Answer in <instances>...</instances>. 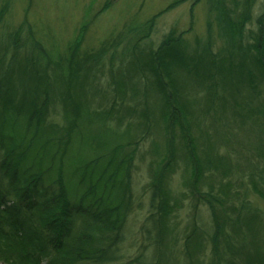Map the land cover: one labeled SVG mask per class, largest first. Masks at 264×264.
<instances>
[{
  "label": "rangeland",
  "instance_id": "obj_1",
  "mask_svg": "<svg viewBox=\"0 0 264 264\" xmlns=\"http://www.w3.org/2000/svg\"><path fill=\"white\" fill-rule=\"evenodd\" d=\"M175 1L0 0L2 55L14 69L9 70L10 73L16 76L17 66L27 59L31 62L37 60L36 55L45 56L41 61L42 69L50 78L48 83L52 84L49 95L50 124L65 123L62 100L64 95L68 99L66 91L69 90L72 98L80 102L77 103L79 107L90 109L93 114L105 115L104 121L98 120L92 125L82 124L72 141L71 157H92L93 152L89 149L91 143L109 145L113 139L112 133H120L116 143L126 147L129 143L140 141L137 146L139 149L131 157L130 163L134 200L122 245L124 261H127L134 259L140 252H145L147 257L154 254V241L146 239L147 236H154V232L147 233L148 217L152 214L151 188L154 171L164 165L167 149L164 99L147 59L149 57L151 60L152 54L158 52L167 35L174 32L176 37H181L174 51L183 57L173 63L174 68L168 74L174 80L170 84L174 87L175 99L186 98L185 102L193 110L192 136L201 157L189 159L187 155V159L189 162L201 158V162L208 164L210 158L213 165L218 166L211 175H206L201 184H197L196 191H209L223 199L225 197L218 185L228 184L229 191L234 192L237 198L232 220L226 226V233L234 239L236 248L233 250L234 255L227 254V257L222 258L221 264H244L245 259L251 262L253 258L260 259L263 261L261 264H264V200L254 191L250 177V173L255 172L256 184L264 190L261 180L264 157H256L254 149L261 139L264 143V133L259 132V123L246 121L242 126V118L231 108L234 100L228 98L229 94L216 93L223 102L224 98L228 99V108H223L224 104L220 100L213 105L208 95L211 93L214 96L215 93L203 89L189 67L193 65V54H202V47L210 39L212 13L209 0L194 3L185 1L160 16L153 30H148L149 21ZM224 1L231 8L240 5L239 14L242 9L252 7L254 19L264 10V0ZM248 27L254 28L255 21L252 20ZM84 28L83 40L73 57L70 47ZM19 29L21 33L14 40ZM220 43L214 41L215 54L221 51ZM165 59H162V63L167 66ZM137 60L143 62L139 68ZM62 66L64 71H60ZM77 67L78 77L69 88L71 82L68 80L70 77L75 78ZM164 71L168 76L165 67ZM164 80L167 82V78L164 77ZM14 84L21 92L26 87L19 80ZM240 93L242 98L248 96L246 90ZM262 93L264 96L263 90ZM236 99L239 101L240 97L236 95ZM106 116L109 121L105 119ZM176 146L178 152L174 150L171 155L174 170L165 178L163 188L172 195L171 202L175 210L169 217L170 222L167 221L168 233L160 246L159 264H214L210 209L208 205H201L193 195L180 130H176ZM224 161L229 166H220ZM175 200L178 201L177 208ZM188 237H191L189 242ZM224 239L225 235L221 237L222 251L226 249Z\"/></svg>",
  "mask_w": 264,
  "mask_h": 264
},
{
  "label": "trees",
  "instance_id": "obj_2",
  "mask_svg": "<svg viewBox=\"0 0 264 264\" xmlns=\"http://www.w3.org/2000/svg\"><path fill=\"white\" fill-rule=\"evenodd\" d=\"M177 1L149 21V31L153 30L160 16L189 0ZM209 6L212 13L210 39L202 47V54H193V65L189 67L196 74L199 85L215 93L214 96L211 93L208 95L213 105L220 100L224 104L222 107H227L228 99L224 98L223 102L216 93L229 94L228 98L234 100L231 108L242 118V126L246 121L259 123V132L264 133V10L254 19L252 7L242 9L239 14L240 5L237 6L236 2L237 7L231 8L224 0H209ZM246 6L249 5L246 3ZM252 20L255 27L247 28ZM20 33V29L16 31L14 40ZM84 34L85 28L70 47L73 57ZM180 39L174 32L167 35L158 52L152 54L151 60L147 59L165 101L163 116L167 149L164 165L154 171L151 188L152 214L148 217L147 233L154 232V236H147L146 239L154 241V254L147 257L145 252H140L127 261H124L122 245L134 200L130 163L140 141L129 143L126 147L116 143L120 133H112L109 145L91 143L92 157H71L72 141L82 124L104 121L105 115L93 114L90 109L79 107L77 103L80 102L72 98L69 90L66 91L68 99L64 95L62 100L65 123L50 124L52 84L48 83L50 78L42 69L41 61L45 56L36 55L37 60L31 62L27 59L17 66L16 76L10 73L9 70L14 69L5 62L0 48V264H159L160 246L166 238L168 222L175 210L172 195L163 188L165 178L174 170L171 155L174 150L178 152L176 130L182 134L193 195L201 205H208L210 209L214 264H221L223 257L233 254L236 245L226 233V226L232 220L237 198L234 192L229 191L228 184L218 185L225 197L223 199L209 191H196L197 184H201L206 175H211L218 166H214L210 158L208 164L201 162V158L189 162L187 159L201 155L192 136L193 110L185 102L186 98L175 99L174 87L170 84L174 80L168 74L174 68L173 63L183 57L174 51ZM215 40L221 42V51L217 54L213 52ZM163 58H167V66L163 65ZM142 63L137 60V67ZM164 67L170 78L165 75ZM61 70L64 71V66ZM77 77L78 67L75 78L68 80L71 82L69 88ZM18 80L26 84L22 92L14 84ZM242 90L248 92L247 97L242 98ZM236 95L240 97L239 101ZM214 115L217 116L215 112ZM254 149L256 157H264L262 139ZM224 162L220 166H229ZM250 174L254 191L264 200V190L256 184L257 174ZM261 180L264 184V173ZM175 202L177 208L178 201ZM223 235L224 251L221 250ZM190 239L188 237V242ZM244 261V264L263 263L254 258L251 262Z\"/></svg>",
  "mask_w": 264,
  "mask_h": 264
}]
</instances>
